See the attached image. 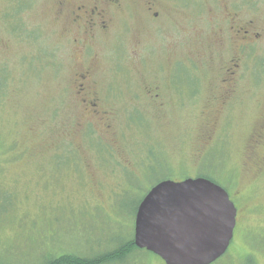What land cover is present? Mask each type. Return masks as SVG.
Wrapping results in <instances>:
<instances>
[{
  "label": "rangeland",
  "instance_id": "1",
  "mask_svg": "<svg viewBox=\"0 0 264 264\" xmlns=\"http://www.w3.org/2000/svg\"><path fill=\"white\" fill-rule=\"evenodd\" d=\"M63 1L23 0L19 11L0 0V263L112 250V238L134 234L149 187L207 176L238 211L226 264H264V0H193L203 12L197 30L181 19L182 39L127 38L116 70L113 44L102 46L95 90L111 104L97 114L72 88L79 56ZM223 11L240 16L246 41L212 38ZM233 67L234 81L225 75ZM223 81L235 95L222 96ZM167 83L182 86L180 101ZM156 87L166 100L144 97ZM128 89L134 96L115 99ZM89 136L108 146L107 161ZM122 264L165 263L138 250Z\"/></svg>",
  "mask_w": 264,
  "mask_h": 264
},
{
  "label": "flooded vegetation",
  "instance_id": "2",
  "mask_svg": "<svg viewBox=\"0 0 264 264\" xmlns=\"http://www.w3.org/2000/svg\"><path fill=\"white\" fill-rule=\"evenodd\" d=\"M190 1L193 0H64L62 9L66 10L67 16L72 19V28L69 33L73 34L74 38L71 44L75 53L79 56V64L76 66L72 88L80 105L91 114H97L104 109V106L107 107L111 104L108 99L109 95L106 96L95 90L97 83L95 77L96 59L99 58V49L102 46L108 47L113 44L111 53L116 64L113 70H116L117 59L123 55L119 43L127 38L133 37L141 42H150L153 37L161 38L165 32L172 31L171 33H177L176 37L182 39L184 32L180 26V20L186 21L188 29L192 32L199 28L197 23L200 22V17L203 16L201 9L197 5L194 7L195 4L193 2L191 4ZM208 13L212 12L208 11ZM177 16L180 19H177ZM221 18H223L222 24L217 26L216 32L212 35L213 39L216 38L217 41L224 42L226 38L233 36L239 41H246V38H240V36L247 37L249 31L240 26V22H236V19L240 18L239 15L233 11H223ZM138 21L142 25L135 24ZM135 25L139 27L137 35H135ZM195 36L206 39L204 34ZM127 54L129 55V53ZM234 70L233 67L225 72L226 76L229 74L228 78L231 80H233L231 76H235ZM223 82L222 96L235 95L234 92L237 89H232L233 83ZM167 84H169V93L172 94L171 100L180 101L182 86L177 83ZM233 85L235 86V84ZM190 91L194 92V89L191 88ZM126 92L116 90L113 94L117 95L115 99H118L120 95L134 96L132 90L128 89ZM153 93L156 94V98L161 97L166 100L159 87L149 92L146 91L144 97L150 99L153 97ZM132 100L134 101V99ZM228 100L229 98L226 100V104H228ZM223 106H225V102Z\"/></svg>",
  "mask_w": 264,
  "mask_h": 264
},
{
  "label": "water",
  "instance_id": "3",
  "mask_svg": "<svg viewBox=\"0 0 264 264\" xmlns=\"http://www.w3.org/2000/svg\"><path fill=\"white\" fill-rule=\"evenodd\" d=\"M237 214L228 192L212 180L161 181L138 207L134 244L165 264H214L230 248Z\"/></svg>",
  "mask_w": 264,
  "mask_h": 264
},
{
  "label": "trees",
  "instance_id": "4",
  "mask_svg": "<svg viewBox=\"0 0 264 264\" xmlns=\"http://www.w3.org/2000/svg\"><path fill=\"white\" fill-rule=\"evenodd\" d=\"M17 3V6L19 7V11H23L24 8L22 6V4L24 3L23 0H15ZM40 59H38L37 62H39ZM91 143L95 142L94 147L99 150V156L101 157L102 160L107 161L106 159H103L104 154L108 155V146L103 144L104 142L99 140V139H95L93 140L92 137H86V142ZM66 162H70L72 161V163L77 164V160L75 159V157H71V159L68 157V155H66L65 157ZM79 161V160H78ZM108 162H113L112 158L108 159ZM56 163V162H55ZM151 171H154L155 168L152 167L150 168ZM203 178L212 180L214 182H216L214 179H211L210 177L207 176H202ZM173 180L170 178H164L161 179L160 181H158L156 184H158L161 181H165V180ZM184 179L178 180L179 181H183ZM176 181V180H174ZM155 184V185H156ZM153 185V186H155ZM153 186L149 187L148 191H146L143 195V197L141 198V200L137 203L136 208H135V212L134 215L136 216L137 210L139 205L141 204L143 198L146 196V194L149 192L150 188H152ZM135 226V223H134ZM133 226V229H134ZM134 232V230H133ZM112 244L115 245L116 247L112 250H104L103 252L99 253V254H88L87 255H80L76 252H69V253H62L60 255L57 254L56 257H54L52 260L44 262V264H122L125 263L126 260H128L129 258L133 257L134 254L140 250L138 249L135 244H134V234L132 233V235L130 237H128L127 235H119L117 238H112L111 240ZM112 245V246H113ZM94 255V256H92ZM226 256L221 258L220 260H218L216 263H221V264H226V260H225ZM249 262V264L253 263L252 258H248L247 260ZM2 264V263H0Z\"/></svg>",
  "mask_w": 264,
  "mask_h": 264
}]
</instances>
